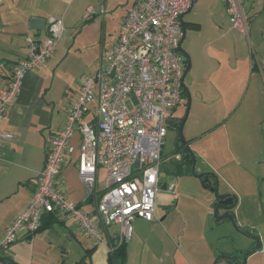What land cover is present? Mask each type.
<instances>
[{"label":"built area","instance_id":"built-area-1","mask_svg":"<svg viewBox=\"0 0 264 264\" xmlns=\"http://www.w3.org/2000/svg\"><path fill=\"white\" fill-rule=\"evenodd\" d=\"M193 1H133L121 22L117 43L102 54L99 70L82 77L64 129L49 142L32 201L7 228L0 253L21 232H36L46 214L64 224H76L95 245L106 242L92 215L56 186L76 131L82 136L79 176L90 193L97 183L98 168L106 173L107 190L97 204L103 227L119 226L121 243V238L131 239L136 218L157 219L159 194L175 188L171 181L163 183L161 171L171 116L184 100L181 18ZM226 3L232 27L250 40L243 0ZM47 22L45 40L26 36L28 54L16 63L8 85L0 90V123L11 100L21 93L26 74L48 62L65 32L62 18L50 16ZM105 61L110 64L108 69ZM89 114L91 120L86 118ZM13 136L0 129V160L6 140Z\"/></svg>","mask_w":264,"mask_h":264},{"label":"rangeland","instance_id":"rangeland-1","mask_svg":"<svg viewBox=\"0 0 264 264\" xmlns=\"http://www.w3.org/2000/svg\"><path fill=\"white\" fill-rule=\"evenodd\" d=\"M133 1L70 0L61 11L66 30L59 41L62 56L56 77L60 109L66 103L65 93L70 99L81 85L82 77L94 75L99 69L102 54L116 43L124 14ZM198 1L185 15V20L199 24L201 29L187 28L183 42V49L191 59V68L184 79L191 100L185 98L178 106L164 148L167 162L162 167L161 179L168 183L172 177L176 183L175 192H161L158 202L157 215L166 219V231L162 227H144L143 230L157 240H164L167 233L181 232L179 241L182 249L188 251L187 256L204 262L212 251L215 252L216 237L221 234L225 237L221 240L225 241L219 247L231 253V260L226 259L224 264H241L246 257L242 248H250L252 243L244 230L254 233L257 225L264 224V213H259L261 204L258 199L254 200L263 186L261 177L264 175V81L261 83L257 79L256 87L252 85L248 91L247 75L235 95L236 113L229 114L226 107L233 98L234 73L243 71V62L251 56L252 45L257 51L255 55L264 62V2L253 3L250 15L254 18L249 20L250 41L232 27L224 14L223 0ZM109 66L105 61V69ZM185 116L183 136L186 141H190L192 135L200 137L203 131L210 129L208 137L202 136L195 144H188L195 158L192 166L195 174L188 171L186 163H181L178 169L175 160L177 144L183 145L179 121ZM237 133L241 134L236 136ZM211 147L208 157L222 175L218 179L219 195L237 198L236 206L231 209L234 220L216 222L213 205L217 194L205 189L196 176L202 174V169H209L207 165L203 166L204 161L197 153ZM207 162L211 164L208 159ZM105 183L102 180L101 185ZM238 199H241L239 205ZM226 212L223 208L219 210L221 215ZM143 220L136 218L133 221V234ZM121 239V242L125 241V238Z\"/></svg>","mask_w":264,"mask_h":264},{"label":"crops","instance_id":"crops-1","mask_svg":"<svg viewBox=\"0 0 264 264\" xmlns=\"http://www.w3.org/2000/svg\"><path fill=\"white\" fill-rule=\"evenodd\" d=\"M255 1L257 0H243V9L249 20L254 18L250 12ZM68 2L70 0H0V90L8 85L16 63L28 54L26 36L31 34L37 40H45L48 36L47 19L54 16L64 21L61 11L66 9ZM223 5L224 14L230 20L226 0H223ZM193 6L194 4L190 11ZM248 9H250L249 12ZM185 15L183 16L184 23L191 24L192 22L185 20ZM34 18L43 19L44 27L32 26L31 22ZM187 28L201 29L199 24L198 28L190 25ZM256 53L252 45L251 56L243 62V71L234 73L236 82L231 89L233 98L226 107L229 114L237 111V96L235 95L247 75L249 76L248 91L252 85L256 87L257 79L261 83L262 80L264 81V62L260 61ZM61 56L58 43L55 53L46 64L26 74L21 93L11 100L7 115L0 123L1 130L14 135L13 138L6 140L0 160V242L7 228L31 203L37 188L39 172L45 163L49 142L64 129L69 109L81 89L80 85L70 99L65 93L66 103H63L60 109L56 77ZM237 79L240 80L237 81ZM92 107L95 108V105ZM177 109L178 107L171 116L169 127L174 123ZM92 116L89 114L86 118L91 120ZM208 130L210 129L203 131L200 137L192 135V139L188 141L189 144H195L196 140L202 136L208 137ZM240 134L237 133L236 136ZM81 139L80 132L76 131L71 140V149L67 151L63 167L57 177L56 186L71 201L79 204L92 215L97 226L104 232L106 242L95 245L93 240L85 236L76 224H64L53 214H46L42 229L30 234L21 232L18 239L0 256V264H5L4 257H10L19 264H108L110 243L120 240L121 228L119 226L103 227L97 211V204L107 190L104 168H98L97 183L92 193L88 191L79 176ZM212 149L211 147L210 150L197 153L204 161L203 166L209 167V169H202L201 173H215L218 179H221L222 175L208 157ZM207 159L212 165L207 162ZM166 162L164 154L163 165ZM171 179L175 185L174 191L163 190L166 193L175 192V178L171 177L169 181ZM102 180L105 183L104 186L101 185ZM261 181L263 186L259 188V194L254 196V200L258 199V203L261 204L262 209L259 213H264V175ZM239 202L241 199H238L237 205ZM165 222L164 217L158 216L154 221L145 220L139 223V229L127 241L126 264H215V259H217V264H224L226 259L231 260V253H226L224 247H219L225 241L221 240L225 239L221 234L216 237L215 252L212 251L207 261L204 262L187 256L188 251L182 249L179 241L182 238L181 232L174 233V235L167 233L164 240H157L152 234L143 230L144 227L150 229L162 227L166 231ZM255 230L253 237L248 236L252 240L250 248L241 250L244 252L255 249L247 256L245 264H264V224L257 225ZM256 238L259 239L258 243Z\"/></svg>","mask_w":264,"mask_h":264},{"label":"trees","instance_id":"trees-1","mask_svg":"<svg viewBox=\"0 0 264 264\" xmlns=\"http://www.w3.org/2000/svg\"><path fill=\"white\" fill-rule=\"evenodd\" d=\"M185 25H186V28H187L188 25H190L192 27H195V28H198V24H194V23L193 24L192 23L191 24L185 23ZM184 63H185V68H186L187 65H188V60L185 57H184ZM183 96H184V99L188 98V94H187V91L185 89L183 90ZM182 121H183V118H181L180 121H179V126H178L179 130H180ZM187 144H189L188 141H187ZM176 155H180L181 158L177 159ZM175 160H176V164L178 166V169L181 168V163H186L187 166H188V171L191 172L193 163L195 161V158H194V155L186 149L185 145H181L179 143V144H177V147L175 149ZM199 178H200V180H201V182L203 184V187L206 188V189H210V184H209L208 178L209 179L210 178H214V180L217 183H219L218 176L215 173H203V174H201V176ZM224 196H227V195H224ZM217 206H219L218 198L215 200L214 208L217 207ZM44 221H45V217L43 218L42 226L36 232H38L39 230L42 229V227L44 226ZM36 232H34V233H36ZM244 233L249 235L250 237H253V233L251 231L244 230ZM110 247L112 249V252H110V256H109V259H108V264H126V261H127V241H123L121 243L119 241L118 242H111L110 243ZM254 250L255 249L252 248V249H249V250H245L243 252L244 256L246 255V257L243 259L241 264H245L247 256L249 254H251ZM4 252H5V250H3L0 253V256H2V254ZM4 262H5V264H19L18 262L14 261L10 257H6V258L4 257Z\"/></svg>","mask_w":264,"mask_h":264},{"label":"water","instance_id":"water-1","mask_svg":"<svg viewBox=\"0 0 264 264\" xmlns=\"http://www.w3.org/2000/svg\"><path fill=\"white\" fill-rule=\"evenodd\" d=\"M198 1V0H194L193 1V4ZM192 4V5H193ZM32 26L34 27H44L45 25V21L43 19H40V18H34L31 22ZM181 24H182V28H183V37L181 39V42H180V45H179V51L181 52V54L188 60V65L187 67L185 68V72H184V79H185V76L187 75V73L189 72L190 68H191V59H190V56L189 54L183 49V42L186 38V25L183 21V17L181 18ZM101 62H102V59H101ZM111 76L113 77L114 76V71L111 73ZM183 87L184 89L187 91V94H188V98H189V102H190V92L188 90V88L186 87L185 83L183 82ZM186 120H187V116H185V118L183 119L182 121V124H181V127H180V136H181V139L183 141V145L186 146V149L192 153V151L189 149L188 147V144H187V141L184 139V136H183V128H184V125L186 123ZM193 154V153H192ZM192 172L195 174V169L193 167L192 169ZM198 177L201 176L200 175H196ZM170 181H173V179H171ZM208 181H209V184H210V189L215 192L217 194V198H218V201H219V206L215 207V219H216V222H222L223 220L225 219H230V220H234V215L233 213L231 212V209L233 208V206L236 204V201L237 199L235 198V196L233 195H227V196H220L219 193H218V183L214 180V178H208ZM223 208L225 210H227L226 213L224 214H219V210ZM256 241L257 243L259 242V239L256 238Z\"/></svg>","mask_w":264,"mask_h":264}]
</instances>
